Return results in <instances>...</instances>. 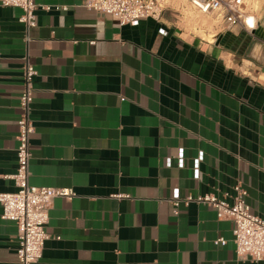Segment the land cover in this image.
<instances>
[{
	"label": "crops",
	"instance_id": "crops-1",
	"mask_svg": "<svg viewBox=\"0 0 264 264\" xmlns=\"http://www.w3.org/2000/svg\"><path fill=\"white\" fill-rule=\"evenodd\" d=\"M35 1L51 9L29 43L22 10L0 4V192L16 190L28 55L30 184L76 194L53 200L37 264H264L237 255L232 220L184 201L241 185L264 219V0H242L233 26L191 0L123 26L84 0ZM2 211L0 264H20Z\"/></svg>",
	"mask_w": 264,
	"mask_h": 264
},
{
	"label": "built area",
	"instance_id": "built-area-1",
	"mask_svg": "<svg viewBox=\"0 0 264 264\" xmlns=\"http://www.w3.org/2000/svg\"><path fill=\"white\" fill-rule=\"evenodd\" d=\"M191 1L203 12H227L226 19L230 26L244 20V13L239 7L242 0ZM0 4L22 10L19 21L25 25L27 43L30 41L29 31L38 23L37 11L51 9L50 6L37 4L35 0H0ZM83 5L90 10L112 16L122 26L138 24L146 18H160L163 13V7L158 0H84ZM245 22L250 25L248 20ZM37 75L36 67L26 55L24 88L19 103L21 113L18 120L16 151L18 165L16 172L10 176L16 190L0 192L2 218L14 221L18 228L17 255L20 264H37L43 257L53 200L57 197L72 199L76 195L72 188L30 184L31 136L35 131L31 111ZM235 191L236 195L232 202L213 194L188 196L184 201L208 204L215 208L219 218L232 220L237 255L253 261L264 260V219L252 212L247 202L248 192L241 185L235 186ZM174 203L178 205L180 200H175ZM216 243L226 245L227 240L219 238Z\"/></svg>",
	"mask_w": 264,
	"mask_h": 264
},
{
	"label": "bare ground",
	"instance_id": "bare-ground-1",
	"mask_svg": "<svg viewBox=\"0 0 264 264\" xmlns=\"http://www.w3.org/2000/svg\"><path fill=\"white\" fill-rule=\"evenodd\" d=\"M253 24H254V23H253V21H251V19H250V25H252V26H253Z\"/></svg>",
	"mask_w": 264,
	"mask_h": 264
},
{
	"label": "rangeland",
	"instance_id": "rangeland-1",
	"mask_svg": "<svg viewBox=\"0 0 264 264\" xmlns=\"http://www.w3.org/2000/svg\"><path fill=\"white\" fill-rule=\"evenodd\" d=\"M194 8L196 9V7L194 6ZM194 15V14H193Z\"/></svg>",
	"mask_w": 264,
	"mask_h": 264
}]
</instances>
